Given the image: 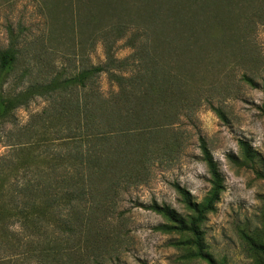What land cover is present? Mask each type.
Returning <instances> with one entry per match:
<instances>
[{
    "label": "trees",
    "instance_id": "1",
    "mask_svg": "<svg viewBox=\"0 0 264 264\" xmlns=\"http://www.w3.org/2000/svg\"><path fill=\"white\" fill-rule=\"evenodd\" d=\"M84 1L90 23L99 22V10L108 15L94 35L104 46L103 64L68 76L35 77L36 64L17 73V37L11 34L8 47L0 49V142L6 127L13 128L10 151L0 156V249L13 253L0 264L112 260L121 236L111 219L123 194L146 181L152 162L181 149L180 136L172 143L157 137L172 131L173 118L185 110L188 78L179 72V55L205 62L213 49L235 45L226 44L240 39L231 14L244 4L256 6L254 0H99L92 11L95 1ZM83 15L77 12L79 19ZM120 42L131 51L123 59L116 55ZM103 74L113 87L108 94L99 85ZM242 79L256 86L252 75ZM262 90L264 115V80ZM38 98L44 108L18 124L16 112ZM211 108L225 120L221 109ZM240 145L245 161L253 163L257 153L245 141ZM200 148L210 175L203 200L176 184L184 213L156 201L149 209L163 219L155 230L177 235L172 244L186 258L217 264L204 224L217 209L225 181L203 139ZM247 240L264 264V232Z\"/></svg>",
    "mask_w": 264,
    "mask_h": 264
},
{
    "label": "rangeland",
    "instance_id": "2",
    "mask_svg": "<svg viewBox=\"0 0 264 264\" xmlns=\"http://www.w3.org/2000/svg\"><path fill=\"white\" fill-rule=\"evenodd\" d=\"M76 1L0 0V49L8 47L11 34L17 37L21 48L17 73L36 64L35 77L60 72L68 76L104 63V46L94 35L95 26L104 23L108 15L103 13L105 9L99 10V22L90 23L86 11L89 3ZM94 1L92 11L99 3ZM261 1L254 0L256 6ZM256 6L251 9L244 4L231 14L240 39L227 40L226 44L235 45L213 49L205 62L179 55V72L188 78L185 110L173 118L172 131H163L157 137L172 143L174 137L180 136L181 149L152 162L146 181L123 194L111 219L121 236L120 246L105 264H208L186 258L182 250L173 246L177 235L157 232L155 228L163 219L149 209L156 201L184 213L176 184L187 188L198 202L206 196L210 175L203 160L201 139L206 141L225 181L217 209L204 224L209 251L217 264H260L247 240L256 232H264V0L260 10ZM79 11L84 14L80 19ZM243 26L245 29H241ZM130 53L123 42L117 45L118 58ZM244 74L255 78V87L243 81ZM99 85L105 94L113 90L105 74L99 78ZM212 105L221 109L225 120ZM44 106L43 99L38 98L28 108L19 109L17 123L25 125L30 115ZM12 129L7 126L2 133L0 156L10 151L7 136ZM240 141L247 142L257 153L253 163L245 161ZM12 253L10 249H0V262ZM20 264L40 263L33 260Z\"/></svg>",
    "mask_w": 264,
    "mask_h": 264
}]
</instances>
